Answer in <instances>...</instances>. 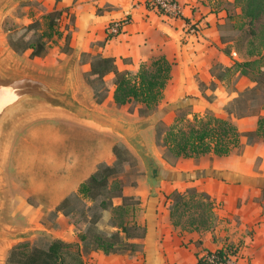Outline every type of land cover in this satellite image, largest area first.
Here are the masks:
<instances>
[{"label":"crops","instance_id":"crops-1","mask_svg":"<svg viewBox=\"0 0 264 264\" xmlns=\"http://www.w3.org/2000/svg\"><path fill=\"white\" fill-rule=\"evenodd\" d=\"M56 1L64 9L75 0ZM76 1L83 3V12L79 14L75 7L80 24L75 26L71 45L90 56L83 64L84 72L90 71L96 56L114 57L120 70H137L141 63L165 56L172 67L163 102L189 97L195 99L194 110L226 104L251 82L244 79L245 83L241 81L229 91L225 78L216 71L217 66L225 70L235 62L236 52H229L224 38L227 4L234 0H176V16L147 7L145 0ZM125 18L129 22L123 31L108 38L109 25ZM192 26L195 32L190 30ZM258 117L247 115L240 129L236 125L242 133L240 153L180 157L172 165L163 158L155 140L148 139L153 155L165 169L190 177L162 179L150 186L153 197L140 196L137 220L147 228L140 240L141 250L109 255L93 250L86 255L85 264H198L201 253L228 244L238 247L239 264H264V139L248 135L257 130ZM195 171L198 174L194 175ZM187 188L211 195L217 216L213 228L189 230L173 223L167 196L175 189Z\"/></svg>","mask_w":264,"mask_h":264},{"label":"rangeland","instance_id":"rangeland-1","mask_svg":"<svg viewBox=\"0 0 264 264\" xmlns=\"http://www.w3.org/2000/svg\"><path fill=\"white\" fill-rule=\"evenodd\" d=\"M227 5L234 10L233 5ZM75 7L78 8L79 14L83 12V3L75 0L64 8L57 25L58 33H53L48 29L46 14L60 9L56 0H12L0 25L1 47L11 58L44 70H59L71 57H75L81 83L84 81L89 97L105 107L118 109L129 117H148L174 103H164L162 100L154 111L138 115L137 112L141 108L139 103L117 105L113 99V89L106 90L102 84L91 86L87 82V72L83 71V64L90 60V56L71 45L75 26L80 24ZM34 21V34L42 36L46 43V52L42 56L31 57V49L16 51L11 46L10 34L16 32L21 36L25 32L24 27ZM241 21L239 18L228 21L224 28V38L229 43V52H236L233 54L236 55L235 61L243 62L255 57L247 54L248 34L234 26ZM216 71L225 78V87L229 91L239 82L245 83L244 79L251 82L243 90L255 84L249 74L238 75L239 71L223 70L220 66L216 67ZM237 98L213 108L194 110L190 105L182 111H170L146 136L155 140L158 149H162V155L166 158L165 147L159 144L157 133L160 131L162 139L166 126L178 117L183 118L181 125L186 127L193 121L195 114H213L232 121L240 129L242 119L247 117L244 114L259 109V104L250 94L238 95ZM262 113L264 114V110ZM235 152L240 153L241 148ZM166 161L174 164L172 158ZM149 164L153 165L151 162ZM107 166L115 167L117 173L111 180H121L124 194L138 199L145 193L153 197L155 194L150 190V186L157 185L162 180L157 170H153L151 174V169L146 166L141 156L121 136L110 130L98 129L65 115L51 113L34 115L21 122L8 142L0 170L4 187L0 214L2 221L13 229L26 232L28 238L1 247L0 264H7L10 249L22 242L42 248H47L56 238L83 244L79 233L88 230L91 226L90 220L97 217L99 220L94 226L95 230L104 234L115 231L113 208L104 209L100 205L103 196L91 200L83 198L78 192L83 181ZM64 199H68V203L58 210L57 206ZM112 203L120 204L121 198L113 197ZM67 210L72 211V215L75 213L79 225L72 222V215L64 213ZM137 213L139 214V210ZM192 213L198 215V212H186L184 218H188ZM86 217L89 221L83 222Z\"/></svg>","mask_w":264,"mask_h":264},{"label":"trees","instance_id":"trees-1","mask_svg":"<svg viewBox=\"0 0 264 264\" xmlns=\"http://www.w3.org/2000/svg\"><path fill=\"white\" fill-rule=\"evenodd\" d=\"M145 3L149 8L154 7L151 0H146ZM229 4L233 5L234 10L228 9V21L236 18L242 20L234 26L248 34L247 54L255 58L243 62L235 61L231 67L225 66L224 69L249 74L255 83L240 95L250 94L252 99L258 101L259 109L244 115L259 114L257 130L248 135L264 139V114H260L264 110V0H234ZM158 10L165 13L161 7ZM63 12L64 9H55L46 14L48 29L53 33H58L57 25ZM35 27L36 21L26 25L21 36L16 32L11 33V46L16 51L31 49V57L44 55L46 43L41 35L35 36ZM113 35L115 34L109 31L108 38ZM90 66L87 82L91 86L102 84L106 90L114 89L113 99L117 105L139 103L141 108L138 112L142 114L154 111L163 100L164 90L171 77L172 64L165 56H158L141 63L137 70H120L114 57L96 56L91 60ZM194 100L189 97L181 98L168 107L182 111L192 105ZM238 100L239 98L236 101ZM181 121L183 118L178 117L166 126L162 139L160 131L157 133L159 144L165 147L167 159L172 158L175 162L180 157H200L209 153L224 156L241 147L242 133L228 119L213 114H195L193 121L186 127L181 125ZM166 172L167 179L190 177V174L186 173ZM116 173L115 167L107 166L90 175L78 189L83 198L95 200L103 196L100 205L104 209L113 208L115 231L104 234L95 230L94 226L99 220L97 217L90 220L91 226L88 230L79 233L83 244L56 238L47 248H42L22 242L10 249L7 264H85L86 255L93 250H102L107 255L132 254L141 250L142 243L138 239L144 238L147 233L146 226L137 220L141 201L135 196L124 194L121 180H111ZM196 174L198 173H194ZM113 197L121 198V203L114 205ZM167 198L170 200L171 217L175 226L202 231L216 225L215 205L210 194L200 192L196 188H187L184 191L175 189ZM66 203L68 199H64L57 209H62ZM192 211L198 212V215L192 213L188 218H184L186 212ZM64 213L72 215L70 210ZM72 219L74 224L79 225L75 213ZM84 220L83 222L89 221L87 217ZM237 250L238 247L228 244L219 249L204 251L199 255L198 264H209L211 256L226 261L228 255Z\"/></svg>","mask_w":264,"mask_h":264},{"label":"water","instance_id":"water-1","mask_svg":"<svg viewBox=\"0 0 264 264\" xmlns=\"http://www.w3.org/2000/svg\"><path fill=\"white\" fill-rule=\"evenodd\" d=\"M11 2L0 0V25ZM87 92L84 81L81 83L75 57L59 70H44L11 58L0 44V170L8 142L18 125L34 115L51 113L116 133L141 156L151 174L157 170L161 179H167L168 170L153 155L146 132L174 109L166 106L148 117L133 119L93 101ZM3 200L0 176V212ZM26 238V232L10 227L0 214V248Z\"/></svg>","mask_w":264,"mask_h":264},{"label":"built area","instance_id":"built-area-1","mask_svg":"<svg viewBox=\"0 0 264 264\" xmlns=\"http://www.w3.org/2000/svg\"><path fill=\"white\" fill-rule=\"evenodd\" d=\"M151 4L154 5L153 8L159 9L161 7L166 14L175 16L178 15L176 0H151ZM128 22L129 19L127 20V18L122 21H114L109 25V30L115 35L119 34L123 31L124 25ZM190 30L195 32L196 28L192 26ZM238 250L235 253H230L226 261L220 260L218 258L216 259L214 256H211L209 257V264H239L237 259Z\"/></svg>","mask_w":264,"mask_h":264}]
</instances>
